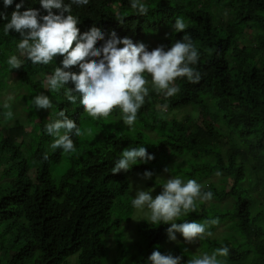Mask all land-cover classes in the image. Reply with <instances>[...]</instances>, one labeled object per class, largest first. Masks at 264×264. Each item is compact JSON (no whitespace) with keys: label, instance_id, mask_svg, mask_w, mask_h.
<instances>
[{"label":"trees","instance_id":"obj_1","mask_svg":"<svg viewBox=\"0 0 264 264\" xmlns=\"http://www.w3.org/2000/svg\"><path fill=\"white\" fill-rule=\"evenodd\" d=\"M141 2L149 8L147 15L137 14L131 0H89L72 5L71 13L80 21L81 35L95 26L105 39L115 31L151 51L161 45L167 50L187 33L197 48L199 60L190 66L201 73L200 82L178 78L180 91L170 98L149 89L131 127L124 125L119 109L93 119L78 94L72 104L63 88L45 89L43 81L55 67H63L64 57L34 65L18 56L21 34H5L8 21L0 16V92L17 90L15 101L22 106L20 113L11 111L14 125L0 134V264H151L148 258L157 250L186 264L224 246L230 251L217 257L221 264H264V0ZM17 3L5 7L0 0V13L10 20ZM117 11L122 20L114 16ZM178 17L185 33L174 31ZM11 55L22 61L19 69L8 65ZM66 87L75 86L69 82ZM41 93L49 96L51 109L33 108L32 99ZM182 109L186 113L180 116ZM61 110L82 131L72 135V153L51 148L54 137L45 131ZM6 112L0 107V117L10 120ZM141 146L154 159L112 173L125 149ZM146 171L153 176L145 183H164V172L184 182L194 179L202 192L213 193L210 201H196L197 211L176 221L219 218L208 227L212 235L197 240L196 252L170 240V223L152 225L144 219L134 237L137 254L111 250L108 240L132 217L135 186Z\"/></svg>","mask_w":264,"mask_h":264},{"label":"clouds","instance_id":"obj_2","mask_svg":"<svg viewBox=\"0 0 264 264\" xmlns=\"http://www.w3.org/2000/svg\"><path fill=\"white\" fill-rule=\"evenodd\" d=\"M18 2L10 20L6 14L0 13L8 21L4 24V33L15 30L21 34L18 50L34 65H49L56 56H63V67H55L45 78L43 85L51 92L63 88L67 101L72 104L76 103L78 94L84 112L93 119L108 118L114 110L119 109L124 125L131 127L135 124L138 110L149 95V83L157 94L170 98L180 91L175 84L178 78H187L193 84L201 80V73L190 66L198 62L199 52L191 37L185 33L186 25L180 17L176 18L173 28L177 33H185L182 39L176 40L167 50L161 45L149 51L144 43H134L128 37L120 38L115 31L105 39V34L95 26L81 35L78 27L80 21L71 14L72 5H87L89 0H70L67 4L64 0ZM12 3L13 0H4L5 7ZM21 8H25V11L21 12ZM131 8L140 15H147L149 12L147 5L141 0H131ZM114 16L121 20L124 17L119 11ZM99 41L104 43L97 47ZM121 44L123 47H119ZM7 63L12 69H19L23 65L16 55H11ZM76 65L80 68L79 72L65 70ZM148 77L151 78L150 82ZM69 82L75 87H66ZM32 106L36 109H51L52 101L49 96L41 93L32 99ZM4 107L9 106L5 103ZM57 115L59 119L50 121L45 126L47 134L54 137L51 148H61L65 153L75 152L72 135L79 137L82 131L64 110ZM5 116L11 118L12 112H6ZM47 158L45 153L44 159ZM152 159L154 156L149 155L144 146L127 148L111 171L114 174L121 170L128 171L137 161ZM165 171L169 169L165 168ZM220 174L219 171L216 173L217 176ZM152 176L151 171L143 173L145 179ZM212 197L211 191L202 192V187L196 180L184 182L179 177L171 176L162 183V192L155 198L151 191L138 190L131 203L137 210L147 209L142 219L150 224L170 223L171 226L167 229L170 240L176 241V233L179 232L185 242L193 243L211 236L212 232L208 227L217 225L219 218H210L203 223H176L177 218L197 211V200L207 202ZM229 251L227 246L219 247L211 255L205 253L191 257L186 264H221L217 257H227ZM148 259L151 264H181L182 258L162 254L157 250Z\"/></svg>","mask_w":264,"mask_h":264},{"label":"rangeland","instance_id":"obj_3","mask_svg":"<svg viewBox=\"0 0 264 264\" xmlns=\"http://www.w3.org/2000/svg\"><path fill=\"white\" fill-rule=\"evenodd\" d=\"M144 1V0H142ZM224 18H227L226 16ZM250 32V30L248 31ZM18 56L23 57V55L20 54V52L18 51ZM150 82V80H149ZM149 89H151V84L149 83ZM17 93L13 90V89H6L3 90L2 92H0V107L6 111H13L15 113H20L22 110V106L15 101V94ZM5 103L8 104V108H5L4 105ZM186 109V108H185ZM189 110V109H188ZM181 111V110H180ZM182 109V111L179 114V111H175L173 112L174 114H179L180 116L183 115V113H186L185 111ZM14 125V119H10V120H5L4 118L0 117V134L1 133H5L6 131H8V128L10 126ZM29 130V126L26 128V131ZM24 139L27 140L28 139V135H24ZM165 176V181L168 178L172 177H177L175 175H170L167 173L163 174ZM31 178L33 180H35V172H31ZM1 177V176H0ZM7 179V178H5ZM212 179L216 180L217 177H213ZM158 180V179H157ZM146 179L142 178L141 180L138 181V183L136 184L135 188H137L138 190H146V191H151V195L153 196V198L156 197V195L160 194L162 191V184H158V182L155 181L154 182H150V183H145ZM137 190V191H138ZM147 213V209L141 211V210H137L135 209L132 217L123 224L121 231L116 234V236L114 237L112 235L111 239L106 238L108 240V244L110 245L111 250L114 251V253H118V251L120 252L121 250L124 251L123 254L127 255L129 253H135L137 254L140 251V245H138L136 243V240H134V237H138V234H136V229H137V224L139 223V221L142 220V218H144V216ZM134 218V219H133ZM177 239L176 241L178 242H184L187 244V246L189 247L190 251L192 252H196L197 251V241L193 242V243H187L185 242L183 236H179L176 235ZM110 250V251H111Z\"/></svg>","mask_w":264,"mask_h":264}]
</instances>
